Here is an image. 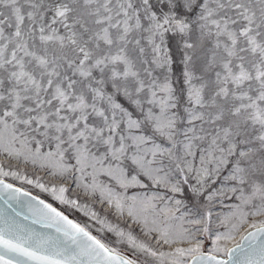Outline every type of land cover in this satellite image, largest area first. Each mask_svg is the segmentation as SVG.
I'll return each mask as SVG.
<instances>
[{
	"label": "snow or ice",
	"instance_id": "snow-or-ice-1",
	"mask_svg": "<svg viewBox=\"0 0 264 264\" xmlns=\"http://www.w3.org/2000/svg\"><path fill=\"white\" fill-rule=\"evenodd\" d=\"M0 205V264H264V0H0Z\"/></svg>",
	"mask_w": 264,
	"mask_h": 264
},
{
	"label": "rangeland",
	"instance_id": "rangeland-1",
	"mask_svg": "<svg viewBox=\"0 0 264 264\" xmlns=\"http://www.w3.org/2000/svg\"><path fill=\"white\" fill-rule=\"evenodd\" d=\"M17 186H20L19 185V182H17ZM25 187L28 188V190H31L34 194L39 193V190L38 189H32L30 186H27V185H25ZM41 198H46V199L49 200V202H53V201H51V198L50 197H47L46 196V194H41ZM53 203H55V202H53ZM76 215L79 217L81 214L77 213Z\"/></svg>",
	"mask_w": 264,
	"mask_h": 264
},
{
	"label": "water",
	"instance_id": "water-1",
	"mask_svg": "<svg viewBox=\"0 0 264 264\" xmlns=\"http://www.w3.org/2000/svg\"><path fill=\"white\" fill-rule=\"evenodd\" d=\"M0 206H3V205H0ZM17 207H19V206H17ZM24 212L27 213V209L26 208L24 209ZM21 219H22V217H21ZM26 223H31V221H26ZM34 227H36L38 230H43V229H41V226L40 225H35Z\"/></svg>",
	"mask_w": 264,
	"mask_h": 264
}]
</instances>
